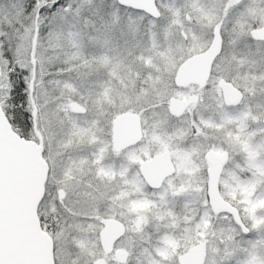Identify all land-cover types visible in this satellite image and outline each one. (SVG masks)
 Segmentation results:
<instances>
[{
    "label": "rangeland",
    "instance_id": "rangeland-1",
    "mask_svg": "<svg viewBox=\"0 0 264 264\" xmlns=\"http://www.w3.org/2000/svg\"><path fill=\"white\" fill-rule=\"evenodd\" d=\"M24 1L27 0H0V9L15 7L14 16L19 18L20 5ZM32 2V17L20 36L15 58L24 72L28 91L34 79L31 96L37 108L43 156L50 165L38 214L43 228L54 240L55 264H93L100 256L105 257L107 264H130L139 246L143 248L144 257L141 264L173 263L177 261V254H174L177 247L202 236L207 242L203 264H264V238L256 235L264 233V206L257 209L255 206L259 202L255 194L240 187L242 183L237 185L233 175L236 167L240 169L245 160H250L247 156L252 161L264 158V40H254L250 34L252 29L264 26V8L255 10L254 0H157L161 15L154 19L145 12L116 6L114 0ZM41 4L45 6L35 23ZM93 4L101 10V13L96 11L105 28L101 34L92 32L94 38L88 39L90 34L82 26L81 17L86 7ZM238 8L243 10L240 15L233 12ZM68 21L80 25L85 37L82 49L88 48L89 52L84 50L78 62L51 70L52 61H62L66 57L49 58L52 57L50 45L38 32L33 52L34 73L31 52L36 25L42 31L48 25L61 26ZM215 26L220 28L224 44L209 81L201 87L175 86L173 79L178 66L186 57L209 46ZM1 36L0 22V93H4L0 103L4 107L10 99V73L15 67L10 56L4 53ZM55 75L69 81L67 86L57 87V91L49 80ZM219 77L230 80L242 91L240 104L228 108V112L237 115L239 122L250 120L248 126L242 124L243 130L237 128L247 131L244 136L254 154L246 153V147L229 134L226 126L208 128L201 123L198 125L194 118L198 114L217 115L223 111L221 93L214 84ZM194 90L199 95L198 103L191 105L180 117H172L168 112L169 98L186 97ZM73 101L83 104L86 113L74 112L70 107ZM27 107L32 116L30 95ZM127 110L143 116L152 138L158 134L150 131L147 115L151 116L155 127L165 124L164 130L172 132L173 128L175 135L202 139L200 136L213 134L212 149L227 155L220 175V190L226 200L242 208L241 218L248 228L247 233L223 212L209 216L211 222L203 234L199 230L203 221L190 232L192 226L188 222L196 210L191 211L189 205L188 208L181 206L171 196L199 194L201 184L207 179L202 168L204 165L207 168L204 155L208 149L199 158L201 172L198 169L192 172V177L187 175L191 168L185 169L180 159L177 171L158 193L141 186L136 174L138 163L133 156L130 174L114 177L109 170L107 175L108 160L119 156L114 150L109 153L107 146L112 122L118 113ZM155 116L158 117L155 119ZM229 121L233 128L231 118ZM31 138L36 139L35 131ZM97 157L100 158L98 164L95 163ZM122 181L136 192H122L112 187L119 186ZM106 211L125 224V234L115 243V248L128 251L125 262L117 261L113 253L99 252L97 245L95 248L90 242L80 240L84 235L93 240L98 238L99 218ZM195 219L193 215L192 220L196 222Z\"/></svg>",
    "mask_w": 264,
    "mask_h": 264
},
{
    "label": "water",
    "instance_id": "water-1",
    "mask_svg": "<svg viewBox=\"0 0 264 264\" xmlns=\"http://www.w3.org/2000/svg\"><path fill=\"white\" fill-rule=\"evenodd\" d=\"M120 5L141 10L158 18L161 11L157 0H117ZM37 23V19H35ZM37 25L33 39L31 58L36 43ZM256 39H264V26L251 30ZM223 36L219 27H214L209 46L198 53L186 57L178 66L174 83L184 86L192 81H202L209 75L211 64L221 53ZM0 63V71H1ZM32 79L29 95L33 105L32 122L36 139L21 136L12 126L0 103V264H55L54 240L42 227L38 207L45 195L49 163L43 156L44 143L37 128V108L32 98ZM224 101L236 104L242 99V92L231 82L222 81ZM193 98L180 100L170 98V112L182 114ZM74 112H85L86 107L78 101L70 103ZM142 137L140 114L124 111L117 115L113 123V142L117 149L137 142ZM209 172L207 197L216 213L227 212L244 233L248 228L242 221L236 206L226 200L220 191L219 178L225 154L209 152L206 155ZM158 165H162L160 168ZM139 171L152 187H160L164 178L173 173L174 166L167 154L140 163ZM100 231V244L105 254L114 251L117 261L125 262L129 253L124 248L114 249L116 241L125 234L123 222L115 218H103ZM207 252V242L202 240L177 256L179 264H203ZM93 264H107L105 257L94 259Z\"/></svg>",
    "mask_w": 264,
    "mask_h": 264
},
{
    "label": "trees",
    "instance_id": "trees-1",
    "mask_svg": "<svg viewBox=\"0 0 264 264\" xmlns=\"http://www.w3.org/2000/svg\"><path fill=\"white\" fill-rule=\"evenodd\" d=\"M84 1V0H80ZM254 3L256 4L255 9H261L264 8V0H254ZM114 4L116 6L122 7L123 5H120L117 0H114ZM97 5L93 4L91 6H87L82 17V26L85 30L88 31V34H90V38H94L92 35V32H97L98 34L103 33V29L105 28L103 24V19H101V15L96 11L98 10L101 13V10L99 8H95ZM20 8H22L21 15L19 18H15V7L13 9H0V22L2 26V36H1V43L3 44V47L6 51H4L5 55L10 56L12 60V64L14 65L15 69H13V72L10 73V83H11V95L10 99L8 100V103L6 106L3 107L5 110V113L7 114L13 128L23 137L25 138H31L34 135L33 130V122H32V116L29 112V109L27 107L28 102V96L29 91L27 89V85L24 79V72L17 64V58H15V52L18 48V43L20 41V36L23 33V30L25 26L28 25L29 21L32 17V8H33V2L32 0H27L20 5ZM130 11L132 12H141L139 10L130 8ZM21 10V9H20ZM43 10V9H42ZM154 18V17H151ZM156 19V18H154ZM39 34L43 36V41L50 45L49 52L52 51V57L49 56V58L53 59V56L55 55L57 58L62 59V61L57 60L56 62H51L50 65L51 70L59 69L61 67L67 66L69 63L78 62L80 58L82 57L84 50H87L89 52V49H82L83 44L82 41L85 39L84 36H82V31L80 28V25L77 24L75 21L73 23L68 21V24H61L59 25H48L44 28V30L40 31L38 30ZM62 56V57H61ZM101 57V56H100ZM103 58V57H102ZM49 80L51 83L54 84L55 89L62 86H67L69 81H66L65 78H62L60 75H55L53 77H49ZM58 87V88H57ZM54 89V90H55ZM2 92V91H1ZM3 94V95H2ZM4 93H0V101L3 99ZM150 122H152V118L150 115H147ZM146 117V115H144ZM158 116H155V119ZM154 120V119H153ZM155 121V120H154ZM157 128V127H155ZM159 129L163 128L161 131L162 134H174L170 131H165V124L162 125V127H158ZM240 163H237V166ZM244 166L239 169L236 167V172H234L233 175H235L234 180H237L238 183H242L243 186L240 185V187H243L244 190H247L253 195L255 194L254 198H256L257 202H259L258 206H255L257 209L259 207L264 206V158H258L257 161L255 160H245ZM244 181V183H243ZM247 186V189H246ZM132 192H136L135 190H132ZM222 195L223 192L221 190ZM139 195V194H138ZM132 196H137L133 195ZM174 200L177 201V196H174ZM231 200V198H228ZM134 201V200H133ZM134 208H137L133 206ZM209 209V216H213V212L211 211L210 207ZM240 214L243 215L244 212L242 208L238 207ZM43 224V223H42ZM256 235H260L261 238H264V233L257 232ZM202 236V235H200ZM204 237H196L192 240H187L184 245L177 247V250L174 252V254H179L183 250L186 249L187 246L191 245L192 243L201 241ZM254 239V238H253ZM80 240L83 243H87L90 245H93L97 250L100 252L102 251V246L99 242V238L96 237V240H93L91 237L84 235L82 238L80 237ZM93 243V244H92ZM89 246V245H88ZM137 253H135L130 258V264H141L140 261L143 259V248H136ZM88 256H91L89 254ZM150 258V257H149ZM165 264H178V262H169L164 261ZM150 263V262H149ZM228 264V263H227Z\"/></svg>",
    "mask_w": 264,
    "mask_h": 264
},
{
    "label": "flooded vegetation",
    "instance_id": "flooded-vegetation-1",
    "mask_svg": "<svg viewBox=\"0 0 264 264\" xmlns=\"http://www.w3.org/2000/svg\"><path fill=\"white\" fill-rule=\"evenodd\" d=\"M44 6H45V4H41L39 6L38 11L36 13L35 19H38L41 10L44 9ZM255 10H260V9H255ZM242 11L243 10H240L239 8L233 10V12H235V14H237V15H240ZM38 30L39 29H37V33H38ZM253 39L254 40H258V41L264 40V39H256V38H253ZM223 44H224V37H223ZM222 50H223V45H222ZM218 56L215 58V60L211 64V69H210L209 75L204 80L198 81V82L192 81L189 84H186L184 86H178V85H175V83H174V85L177 86V87H187L189 85H192L193 87H201V86H203L205 83H207L209 81V79L213 75L214 63H215L216 59L218 58ZM222 81H227V82H231V81L228 80V79L219 77L218 80L216 82H214V84L217 85V87L219 88L220 93H221V100L223 101V105H224L223 111L221 113L217 114V115L206 114L204 116L202 114H198L194 118L196 119V122H197L198 125L202 124V125H204V126H206L208 128H213L214 129V127L215 128H217V127L218 128H223L224 126H226L229 134H231L234 137H236L235 140L240 141V143H242L243 147H246L245 148L246 153L254 154V153L250 152L249 143L247 142V140L245 139V136H244V134L247 135V131H240L239 130V128L242 127V124L247 125V124H249L250 120H248V123H246V120H242V119H241V122H239V121H237V119L238 120H240V119L238 118L237 115L228 112V108L238 106L240 104L241 100L238 103H236V104H227L224 101ZM231 83L233 84V82H231ZM235 87H237V86H235ZM174 97H176V96H174ZM170 98H169L168 112L174 118L180 117L183 113L186 112V110L191 105L196 104L199 101V95L197 94L196 90H194L191 94H188L186 97H176V98H178L180 100H187L189 98H193L191 100V102L187 105V107L185 108L184 112L182 114L178 115V114H173V113L170 112ZM127 111H129V110H127ZM122 112H124V111H122ZM122 112H120V113H122ZM77 113L83 114V113H86V111L85 112H77ZM120 113H118V114H120ZM140 117H141V125H142V137L137 142H135L133 144H130V145H127V146H125L123 148H120V149H117L115 147V145H114V142H113V123H114V120H115V118H114V120L112 122V128H111V136H110V138H109V140L107 142V146H108L109 153H110L111 150H114L116 153H119L118 154L119 156L118 157H112V158H110L108 160V162H107V164H108L107 175L109 173V170H111L110 176H114V177L122 176V175L126 176L128 173L130 174V172H129V170H130V160L134 157L135 160H137V163H138L137 164V169H136V174H138V178L140 180L141 186L143 188H145V190H147L149 192L158 193L160 191V189H162L163 186H165V182H167L175 174V172L177 171V166L180 163V159L184 161L183 166L185 167V169H190L191 168V171H190L191 173L187 174V175L191 176V175L194 174L192 172H194V171L196 172L199 169V167H200V164L198 162H199V158L201 157V154L203 153V151L205 149H208V151H206V153L204 155V158H205V161H206V164H207V168L205 167V165L202 168L203 174L206 173L207 179H208L209 164H208L206 155L209 152H215L212 149L213 148V137H214V136H212L213 135L212 133H210V137L200 136L202 139L197 138V137H193V138L192 137H183V136H180V135H175V133L172 134V135H170V134H162L161 131H163L162 130L163 128H161V129H159L158 127L155 128V126L151 122L150 123L151 124V130L150 131L153 132V133L155 132V133L158 134V136H153V138H152V135H150V134L148 135V122L147 121H143V116L141 114H140ZM194 118H193V121L195 123V119ZM230 118L232 120L231 123L233 124V128H231V126H230V121H229ZM225 122L226 123L228 122V124H226ZM199 123H201V124H199ZM237 127H239V128H237ZM243 129H244V127L241 128V130H243ZM245 130H246V128H245ZM173 131H174V129L172 128V132ZM160 133H161V135H160ZM102 147L103 146H98V148H102ZM215 153H218V152H215ZM162 154H167L168 155V157L170 158V160H171V162H172V164L174 166V171H173V173L167 175L164 178V180H163V182H162L160 187H152L145 181L144 177L141 175V173L139 171V165H140L141 162H143L145 160L153 159V158H155V157H157L159 155H162ZM218 154H225V153H218ZM225 156H226V160H227V155L225 154ZM98 157H99V155H98ZM98 157L95 160L96 164H98V161L100 160V158H98ZM247 158L251 159L250 156H247ZM236 159H238V158H236ZM226 160H225V163H226ZM225 163L223 164V166L225 165ZM158 166L160 168L162 165H158ZM223 166H222V169H223ZM49 167H50V165H49ZM222 169H221V171H222ZM49 170H50V168H49ZM200 172H201V170H200ZM102 175L105 176L106 175L105 172H103ZM220 175H221V173H220ZM207 179H206V182L201 184L202 189L200 190L199 194H197V195L186 194V195H183V196L182 195L177 196V203L178 204H180L181 206H187V208L190 206L191 207V211L192 210H196V212L193 214V215L196 216V219H195L196 222L192 220L193 219V215H192L191 220L188 222L192 226L191 229H190V232L192 231L193 227L198 226L197 223L199 221H203L204 225L201 228H199L201 234H203L206 231V229H208L209 223L211 222V221H209V214L210 213H209L208 206L210 207V205H209L208 197H207ZM122 182L118 183L119 186L118 185H113L112 187L116 186L115 189H117L119 191H122V192H124V191L132 192V189L128 188V185L126 184V182L125 181H122ZM176 186H177V184H176ZM133 190H135V189H133ZM168 195L170 196L171 194H168ZM156 196H158V195H156ZM171 196L174 197V195H171ZM197 196H200V197H197ZM197 199H198V201H197ZM210 209L214 213V211L212 210L211 207H210ZM223 213H227V212H223ZM199 214L202 217H200ZM227 214H229V213H227ZM205 215H206V220H204ZM229 215L232 217L231 214H229ZM103 218H115V217H113L112 213H110L109 211L103 212V215H101L100 218H99L101 229L99 230L98 238L100 237V231L102 230V228L104 226L102 224V222H101V220ZM115 219H117V218H115ZM198 233L199 232H197L196 235H198ZM99 242H100V238H99ZM195 243H197V242H195ZM193 244L194 243H192L191 245H193ZM191 245H189V246H191ZM114 249H118V248H115V246H114ZM182 252H180V253H182ZM111 253H113V255H114V251L111 252ZM176 260H177V258H176Z\"/></svg>",
    "mask_w": 264,
    "mask_h": 264
}]
</instances>
